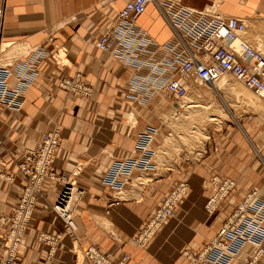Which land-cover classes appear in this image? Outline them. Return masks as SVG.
<instances>
[{"label":"crops","instance_id":"1","mask_svg":"<svg viewBox=\"0 0 264 264\" xmlns=\"http://www.w3.org/2000/svg\"><path fill=\"white\" fill-rule=\"evenodd\" d=\"M127 1L0 0V65L30 60L15 69L11 83L19 87L17 75L29 65L34 81L21 111L0 106V219L12 214L26 186L18 166L28 151L38 147L43 135L56 127L62 137L53 170L75 180L81 190L73 205L76 231L72 232L53 211L64 185L51 180L46 183L47 194L38 201L19 251L21 264H87L78 259L77 252L91 246L114 263L129 255L124 264H196L194 258L220 238L245 195L264 188L262 160L251 153L245 138L235 130L225 131L221 142L209 148L205 163L182 161L174 169L165 168L168 172H150L120 193L103 184L113 161L133 156L137 135L148 126H160L158 114L166 107L161 98L145 108L126 101L131 73L95 47ZM161 1L198 10L219 2L224 15L249 21L251 35H264L253 28L264 24V0ZM139 24L159 43L171 37L169 26L153 4ZM56 46L67 49V65L52 58ZM77 73L94 89L89 99L59 87L63 77ZM255 139L264 147V130L255 131ZM141 174L135 172L134 179ZM213 178L231 179L235 186L210 213L206 204L212 196ZM182 182L189 187L175 216L146 247L137 246L133 237ZM41 235L46 239L41 240ZM263 239L264 223L261 227L250 224L245 230L229 233L227 249L209 252L207 261L264 264L262 259L254 260Z\"/></svg>","mask_w":264,"mask_h":264},{"label":"built area","instance_id":"2","mask_svg":"<svg viewBox=\"0 0 264 264\" xmlns=\"http://www.w3.org/2000/svg\"><path fill=\"white\" fill-rule=\"evenodd\" d=\"M9 1V0H6ZM13 1V0H10ZM155 5L171 30V37L159 43L139 24L140 17L149 5ZM246 21L239 17H228L220 12V3L198 10L178 2L161 0H128L119 11L117 20L96 41L95 47L108 53L121 63L131 75L126 84L125 99L133 105L148 107L163 96L181 100L189 94V80L204 84L215 83L223 76H231L246 90L264 99V50L245 39ZM51 41L53 39H50ZM67 49L56 46L52 53L54 61L67 65ZM66 60V59H65ZM0 65V106L12 111H21L26 91L33 84L30 65L17 75L19 87L11 83L19 65ZM59 87L73 96L89 99L94 89L81 74L65 76ZM61 129L56 127L45 133L35 150L28 151L25 161L18 166L26 180L19 202L11 215L0 219V264H21L19 251L30 220L39 199L47 194L46 183L59 181L64 186L53 205V211L65 222L68 230L76 231L72 211L75 200L81 193L77 182L58 175L53 170V161L61 146ZM157 127L148 126L137 135L133 156L113 161L103 177V184L120 193L131 183L135 172L150 173L155 170L153 151L150 148ZM212 196L206 210L214 213L221 202L233 190L231 179L210 181ZM186 182L179 183L163 199L161 206L143 228L133 237L139 247H146L153 237L175 216L179 202L188 191ZM264 223V188L248 192L236 206L230 223L224 227L220 238L195 257L196 264H209L207 255L212 251H225L226 236L245 230L250 224L261 227ZM41 240H45L41 235ZM78 259L87 264H124L126 255L114 263L95 246L81 249ZM264 260V239L257 249L254 260Z\"/></svg>","mask_w":264,"mask_h":264},{"label":"rangeland","instance_id":"3","mask_svg":"<svg viewBox=\"0 0 264 264\" xmlns=\"http://www.w3.org/2000/svg\"><path fill=\"white\" fill-rule=\"evenodd\" d=\"M244 20L245 39L264 50V35H251L250 23ZM253 28L264 33V24ZM217 82V92L208 91L200 81L189 80V94L184 99L161 98L166 107L158 114L161 123L150 147L155 167L152 172H168L165 168L174 169L182 161L205 163L209 148L221 142L225 131L234 130L241 133L251 153L264 166V147L255 139V131L264 130V99L246 91L231 76H223ZM147 175L144 172L139 178L133 176L131 183L138 184Z\"/></svg>","mask_w":264,"mask_h":264},{"label":"bare ground","instance_id":"4","mask_svg":"<svg viewBox=\"0 0 264 264\" xmlns=\"http://www.w3.org/2000/svg\"><path fill=\"white\" fill-rule=\"evenodd\" d=\"M246 25H247V21H246ZM252 44V43H251ZM206 86L210 89L211 92H217L218 89V82L216 81L215 83H211V84H206ZM245 89V88H244ZM246 90V89H245ZM248 92H250L249 90H246ZM252 95H254L252 92H250ZM188 96V95H187ZM186 96V97H187ZM184 99V98H183Z\"/></svg>","mask_w":264,"mask_h":264}]
</instances>
